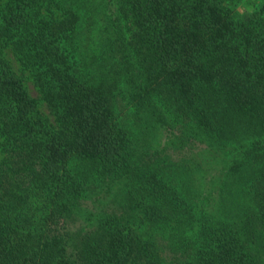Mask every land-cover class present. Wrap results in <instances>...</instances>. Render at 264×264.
<instances>
[{
    "label": "trees",
    "instance_id": "obj_1",
    "mask_svg": "<svg viewBox=\"0 0 264 264\" xmlns=\"http://www.w3.org/2000/svg\"><path fill=\"white\" fill-rule=\"evenodd\" d=\"M255 1L0 0V264H264Z\"/></svg>",
    "mask_w": 264,
    "mask_h": 264
},
{
    "label": "rangeland",
    "instance_id": "obj_2",
    "mask_svg": "<svg viewBox=\"0 0 264 264\" xmlns=\"http://www.w3.org/2000/svg\"><path fill=\"white\" fill-rule=\"evenodd\" d=\"M253 1H255V0H253ZM255 10L257 9V10H262V12H264V0H257V1H255ZM32 91H33V93L35 94V90L32 88Z\"/></svg>",
    "mask_w": 264,
    "mask_h": 264
}]
</instances>
